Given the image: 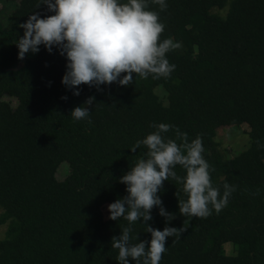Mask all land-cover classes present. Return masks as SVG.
Returning <instances> with one entry per match:
<instances>
[{"label": "trees", "instance_id": "trees-1", "mask_svg": "<svg viewBox=\"0 0 264 264\" xmlns=\"http://www.w3.org/2000/svg\"><path fill=\"white\" fill-rule=\"evenodd\" d=\"M41 3L17 0L10 27L0 19V225H7L0 264H120L111 241L126 227L131 244L150 242L142 220L113 221L103 207L128 194L119 180L148 151L131 148L160 123L173 126L162 135L178 145L176 129L189 143L201 138L213 186L221 195L225 183L235 187L219 214L213 209L198 218L180 214L176 193L187 200L183 185L164 182L158 195L176 218L168 222L156 207L148 224L185 231L167 239L160 264H264V0H166L163 11L148 0L147 10L165 26L160 41L181 44L166 54L176 66L170 77L133 74L128 86L114 82L99 89L85 84L79 96L62 83L68 61L56 46L52 53L41 45L37 56L18 58L19 25L33 13L55 14L46 5L37 8ZM89 97L95 98L89 116L73 119L72 110ZM244 123L250 145L226 159L213 131ZM65 160L71 170L59 180ZM174 171L186 176L180 165ZM228 242L235 254L226 252Z\"/></svg>", "mask_w": 264, "mask_h": 264}, {"label": "clouds", "instance_id": "clouds-1", "mask_svg": "<svg viewBox=\"0 0 264 264\" xmlns=\"http://www.w3.org/2000/svg\"><path fill=\"white\" fill-rule=\"evenodd\" d=\"M160 9L166 10V0H152ZM46 5L49 12L55 13L41 18L39 13L29 16L23 28L24 36L16 43L19 49L18 58L23 60L30 51L38 53L40 46L52 53L53 47L60 50L67 58V71L62 83L68 89H77L74 95L79 96V86L111 85L118 82L128 86L133 82V74L141 79L149 75L153 79L168 78L175 70L166 54L179 49L180 43L172 39L160 41L164 25L159 14L147 10L148 0H42L37 8ZM123 78L121 79V75ZM62 99H67L63 97ZM89 97L85 106L75 107L71 117L75 120L86 119L89 107L94 102ZM156 131L137 141L131 148L133 153L141 145L148 149L146 158H141L119 182L127 185V195L117 199L108 206L110 219H126L129 224L142 220L151 240L131 244L132 229L126 227L122 235L112 238V247L119 250L120 264H160L166 251V241L185 231L183 228L166 226L163 231L154 229L148 224L153 219L151 212L158 207L159 214L171 222L176 217L168 213L158 192L169 178L183 185L187 200L179 199V211L182 216L207 218L213 209L217 214L227 206L234 186L225 183L221 195L219 188L211 181L210 168L203 156L204 148L201 138L188 142L187 133L176 129V140L163 137V133L172 130L173 126L165 123L152 125ZM186 152V154H185ZM180 165L186 170V176L180 177L174 168ZM137 239H139L137 237Z\"/></svg>", "mask_w": 264, "mask_h": 264}, {"label": "rangeland", "instance_id": "rangeland-1", "mask_svg": "<svg viewBox=\"0 0 264 264\" xmlns=\"http://www.w3.org/2000/svg\"><path fill=\"white\" fill-rule=\"evenodd\" d=\"M17 5V0H0V11H1V22L5 27H10L12 23L11 15ZM226 9L215 8L214 12L221 15L226 14ZM20 32L17 33V37L20 39L24 36L23 29H18ZM41 47V46H40ZM39 53V52H38ZM38 53H32L31 51L26 55L28 57H35ZM158 92L163 95L161 89ZM250 126L248 123L242 125H223L218 127L213 131V139L216 142V145L221 152V154L226 158H232L239 155L243 150H245L250 145V136H249ZM70 165L68 161H63L57 172L56 176L59 180H64L70 173ZM109 204L104 205L103 212L105 216H108ZM2 208L0 207V213ZM7 225H0V240L6 236ZM225 249L228 254H235L236 248L231 242L225 244Z\"/></svg>", "mask_w": 264, "mask_h": 264}, {"label": "water", "instance_id": "water-1", "mask_svg": "<svg viewBox=\"0 0 264 264\" xmlns=\"http://www.w3.org/2000/svg\"><path fill=\"white\" fill-rule=\"evenodd\" d=\"M24 65V61H21L20 63H18V65L16 67H14V70H19L22 66Z\"/></svg>", "mask_w": 264, "mask_h": 264}]
</instances>
